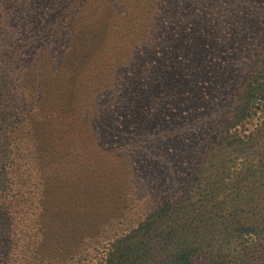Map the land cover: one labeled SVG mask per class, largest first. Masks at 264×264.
<instances>
[{"label":"rangeland","instance_id":"374dc122","mask_svg":"<svg viewBox=\"0 0 264 264\" xmlns=\"http://www.w3.org/2000/svg\"><path fill=\"white\" fill-rule=\"evenodd\" d=\"M205 1L0 0V264H98L115 239L186 206L214 113L264 47V0ZM221 23L226 41L251 45L197 80L212 53L195 40L213 43L204 30ZM191 84L205 91L187 116H159L158 88ZM145 104L158 113H126ZM252 237L242 264H264V235Z\"/></svg>","mask_w":264,"mask_h":264},{"label":"trees","instance_id":"16d2710c","mask_svg":"<svg viewBox=\"0 0 264 264\" xmlns=\"http://www.w3.org/2000/svg\"><path fill=\"white\" fill-rule=\"evenodd\" d=\"M215 28L220 31L217 37L212 29L204 30V37L213 39V43L195 40L202 53H212L200 60L198 70H193L197 80L211 75V71L207 74L208 64L215 67V74L220 73L217 64L209 63L215 55L228 51L237 56L251 45L246 38L238 41L236 32L228 36L229 44L226 25L221 23ZM177 50L170 46L167 56L173 57ZM247 53L250 59H257L247 66L242 82L228 92V105L214 113L218 129L211 128L213 136L193 173L186 206L164 208L146 225L115 239L100 251L98 264H197V259L212 251V264H242L248 260L252 236L264 235V47L260 52L251 48ZM216 79L219 81L213 84L214 93L225 84L222 78ZM180 82L174 80L170 86ZM200 86L179 85L169 93L168 89L158 88L157 100L154 97L152 102L156 101L155 109L161 110L159 116L188 114L193 100L204 96L205 88ZM138 108L131 105L126 113H158L147 104ZM197 196L202 201L195 202Z\"/></svg>","mask_w":264,"mask_h":264}]
</instances>
